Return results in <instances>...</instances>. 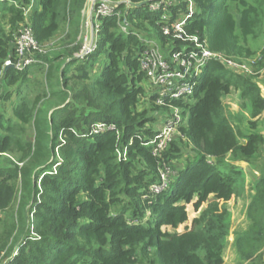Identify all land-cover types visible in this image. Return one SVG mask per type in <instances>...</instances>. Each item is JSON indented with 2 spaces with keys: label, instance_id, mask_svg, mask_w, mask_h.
<instances>
[{
  "label": "trees",
  "instance_id": "obj_1",
  "mask_svg": "<svg viewBox=\"0 0 264 264\" xmlns=\"http://www.w3.org/2000/svg\"><path fill=\"white\" fill-rule=\"evenodd\" d=\"M128 1L131 8L119 5L100 20L96 50L76 59L81 46L69 47L87 0H0V260L17 249L12 264H224L232 227L228 202L247 183L236 163H245L260 177L249 184V225L235 233L234 246L241 264L263 263L264 79L257 81L264 73V0H192L196 12L186 34L212 53L248 64L253 74L211 61L193 105L158 106L151 96L144 109L143 39L157 40L164 52L165 44L180 49L182 43L164 36L149 0ZM170 1L173 22L186 2ZM124 22L128 34L121 31ZM63 25L65 39L36 52V64L24 71L5 67L16 61L22 27L30 26L45 48ZM104 54L107 63L94 76ZM35 67L42 89L31 100L21 97L8 116L4 103L21 94ZM232 92L249 117L242 112L236 126L224 104ZM170 107L184 111L185 123L155 155L144 144L155 138L158 115H168ZM99 124L115 130L96 132ZM165 168L176 176L167 190L150 195Z\"/></svg>",
  "mask_w": 264,
  "mask_h": 264
},
{
  "label": "built area",
  "instance_id": "obj_2",
  "mask_svg": "<svg viewBox=\"0 0 264 264\" xmlns=\"http://www.w3.org/2000/svg\"><path fill=\"white\" fill-rule=\"evenodd\" d=\"M183 1L186 2L185 11H178L176 20L171 22V8L175 3L170 0H149V11L157 14L158 23L162 26L164 36L172 37L173 40L182 43L180 49H175L167 43L165 48L168 51L164 52L160 49L157 40L152 38L143 39L145 50L140 53V64L146 78L152 81L156 87L154 97L155 104L158 106H164L166 101H181L190 104L189 101L197 92L211 61L221 62L227 70L233 73L253 74L248 64L239 63L220 54L212 53L198 36L186 34V26L189 20L193 18L196 6L192 0ZM86 3L92 5L91 9L96 13L99 27L97 38H94L90 44H87L84 49L75 54L76 59H84L96 50L101 19L115 15L119 5L125 4L128 8L133 6L128 0H87ZM29 11L30 7L26 10V14ZM121 31L125 34L129 33L126 22L121 26ZM175 41L173 45L176 44ZM43 51L44 48L39 46L30 26H24L16 41V61L9 59L5 62V67H15L18 71H24L27 67L37 63L35 53H43ZM183 112L181 108L170 107L168 115L159 117H164L163 125L158 129L155 138L144 144L151 147L155 155L166 151L175 137L179 136L178 130L185 123ZM106 129L115 130L113 126L104 124L95 126L96 132H103ZM173 175H175V172L170 168L161 170V181L150 186V195L157 196L167 190ZM17 255L18 250L16 249L11 257L3 261L0 260V264H12L13 258Z\"/></svg>",
  "mask_w": 264,
  "mask_h": 264
},
{
  "label": "rangeland",
  "instance_id": "obj_3",
  "mask_svg": "<svg viewBox=\"0 0 264 264\" xmlns=\"http://www.w3.org/2000/svg\"><path fill=\"white\" fill-rule=\"evenodd\" d=\"M92 8V5H90L89 3H86V5L84 6L83 12H82V22L80 25V31H79V36L77 37V40L74 42L73 45H71L69 48H73L74 46H81V49H84L86 47L87 44H90L94 38H97V29L99 27V25H97V17H96V13ZM67 25H63L60 33L57 35V37L49 44L45 45L46 47L44 48L43 53H46L47 50L51 49V48H56L59 46V44L62 42L63 39H65L66 34L68 33L67 31ZM107 63V55L104 54L100 60V63L95 67V71H94V76L95 74L97 76H99L101 74V71L103 70L105 64ZM36 67L35 68H31L30 70V75H29V82L23 87L21 94L19 95L17 92H15L11 98V100L7 103H4V106L7 109V113L8 116L12 115V109L14 108V106L18 103L19 99L21 97H27L28 99H33L34 95L37 94V92L39 90L42 89L41 84L43 83V74H36ZM38 73V72H37ZM263 74L260 77V79L257 82H263ZM38 82V83H33V82ZM144 88V92H145V97L141 102V106L142 108H148V101L150 99L151 96H154L155 93V85L153 84L152 81L148 80L146 78L145 82H143L141 84ZM259 85L261 86L263 92H264V86L262 85V83H259ZM43 88H45L43 86ZM264 94V93H263ZM190 105H193L195 103V100L192 99L189 101ZM224 104L226 105L227 109V115L229 116H235L236 118L239 117L240 115H243L242 112L244 113V115L246 116V118H249L247 116V113L245 111L242 110V104L243 101L240 98V94L238 92H232V94L228 97H226L224 99ZM243 115V116H244ZM161 115H158V122L160 121L159 124L156 125L155 128H157L156 130L158 131L159 128H161V126L163 125L162 122H164V117L159 118ZM233 120V119H232ZM237 124H235L236 126ZM242 129L247 131V133H249L250 131L248 130V128L243 125ZM33 131L31 127H27L26 131H25V136L27 138V140H31ZM182 167V165H181ZM183 169V167L181 168ZM220 169L222 171H227V167L226 166H221ZM244 172H245V178L247 182V186L249 188V184L251 183L252 179V172H250L249 168L247 166H244L243 168ZM177 174V173H176ZM175 174V176H176ZM246 188L245 191L249 192V189ZM240 198H243V196H240ZM242 199L240 205L242 206L244 203ZM17 210V203L14 204V206L11 208V213H15V211ZM189 213H190V218L194 217L195 214L193 213V209H191V207L189 208ZM3 226L0 224V233L3 232ZM181 231L183 232L184 229L181 228ZM7 248V246L5 247ZM4 248V249H5ZM6 250V249H5ZM4 250V251H5ZM262 262L261 264H264V253L262 254Z\"/></svg>",
  "mask_w": 264,
  "mask_h": 264
},
{
  "label": "crops",
  "instance_id": "obj_4",
  "mask_svg": "<svg viewBox=\"0 0 264 264\" xmlns=\"http://www.w3.org/2000/svg\"><path fill=\"white\" fill-rule=\"evenodd\" d=\"M229 117L233 119L232 122H234V124H237L236 121L238 117L237 118L235 116H229ZM261 130H262V134L264 135V125L262 126ZM236 165L241 167L242 169L244 168V166H247L249 168L250 172H252V179H253L251 183L255 182V180L260 177V174L257 171H255L253 168H251V166H249L248 164L236 163ZM246 188H248L247 183L245 184V189ZM248 189H249V192L243 191L242 194H240V196H243V198H240V196L237 198L233 197L232 200L228 202V207L232 213V227H231V234H230L229 241H228V246L224 253V264H241L242 263L240 256L234 246V238H235L236 232L246 230L249 225L245 211H246V207L249 205L251 201V194L253 193L250 191V187ZM241 199L244 201L242 202L244 203L242 206L239 203L241 202Z\"/></svg>",
  "mask_w": 264,
  "mask_h": 264
}]
</instances>
